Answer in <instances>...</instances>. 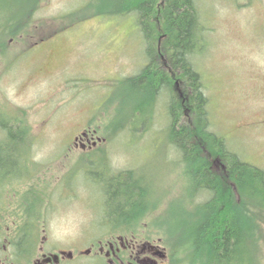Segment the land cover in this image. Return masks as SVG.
<instances>
[{
  "label": "rangeland",
  "instance_id": "obj_1",
  "mask_svg": "<svg viewBox=\"0 0 264 264\" xmlns=\"http://www.w3.org/2000/svg\"><path fill=\"white\" fill-rule=\"evenodd\" d=\"M88 2L42 0L23 35L0 36V124L24 119L31 151L28 179L7 186L0 197V225L19 220L24 210L16 208L31 202L40 210L38 241L43 237L45 248L76 255L106 236L105 216L119 214L106 211L96 179L106 189L121 184L134 194L145 186L149 211L136 223L138 238L166 247L171 264H202L197 257L185 260L191 252L183 243L191 235L185 232L190 217L197 210L204 217L192 207L209 196L192 198L184 164L167 143L165 99L155 104L152 117L141 115L140 96L125 81L145 64L135 19L97 18L84 9ZM16 3L0 0L2 24ZM198 7L207 45L193 61L208 98L210 130L241 160L264 171V0H198ZM84 131H95L103 141L82 150L73 139ZM3 135L0 131V141ZM207 149L202 159L221 180L225 159ZM223 182V198L239 203L233 187ZM248 199L241 208L248 243L240 247V260L229 264H264V209L248 204L264 200L260 194ZM2 229L7 232L1 226L0 239ZM67 264L97 263L85 256Z\"/></svg>",
  "mask_w": 264,
  "mask_h": 264
},
{
  "label": "trees",
  "instance_id": "obj_2",
  "mask_svg": "<svg viewBox=\"0 0 264 264\" xmlns=\"http://www.w3.org/2000/svg\"><path fill=\"white\" fill-rule=\"evenodd\" d=\"M41 3L42 0H17L16 4L11 5L7 10V22L2 24L0 17L1 39L4 40V36L23 35V31L32 23V14L39 9ZM84 9L91 10V15L97 18L134 17L143 41L145 64L138 74L125 81L130 84V91L137 92L140 96L138 110L141 115L149 112L152 117L155 104L165 99L168 124L164 131L168 134L167 143L178 153L184 164V173L193 188L192 198L200 193L209 196L203 204L192 207L193 213L196 208L202 210L204 217L199 216V210L195 215L191 214L189 230L185 231L191 232V235L189 233L183 243L188 246L191 257L187 254L185 260L197 257L202 260V264L239 261L240 247L248 243L247 235L242 231L245 221L241 217V208L245 206L244 200H249V195L253 197L260 194L264 200V171L241 160L229 150L223 137L210 130L208 98L202 77L193 61L203 53L207 45L198 0H89ZM0 52L3 58L1 48ZM175 81H178L184 91L179 89ZM0 131L4 134L0 141V197H5L7 186L12 187L15 181L23 183L29 177L30 130L25 125V120L17 116L7 125L0 124ZM16 131L25 134V137L14 135ZM206 149L225 159L221 166V171L225 174L223 180H217L211 165L202 159ZM97 180L104 196L108 197L104 202L106 211L119 213L109 215V224H134L141 221L149 211V195L145 186L138 187L134 194V189L128 191L129 186L118 184L115 187L112 184L106 189L103 182ZM223 181H228L236 191L239 203L229 201L228 196L223 198L221 189L226 186ZM248 204L264 209L262 204L250 201ZM16 209L24 210V215H20L19 220L3 222L0 227L5 226L6 230L13 227L34 229L33 226L40 220L39 207L33 209L30 202L26 207L19 205ZM127 213H130L129 216H126ZM2 232L4 236L7 234L3 229ZM22 234L25 238L38 237L31 232ZM171 242L178 246L177 241ZM178 248L172 252L175 258Z\"/></svg>",
  "mask_w": 264,
  "mask_h": 264
},
{
  "label": "flooded vegetation",
  "instance_id": "obj_3",
  "mask_svg": "<svg viewBox=\"0 0 264 264\" xmlns=\"http://www.w3.org/2000/svg\"><path fill=\"white\" fill-rule=\"evenodd\" d=\"M0 59H3L1 52ZM95 134V131L81 132L80 136L74 137V145L82 150L95 148L103 141ZM107 199L108 197L105 196V200ZM129 214L127 213L126 216ZM123 217H125L124 214ZM105 219L110 217L105 216ZM33 227L34 229L25 230L13 227L7 230V234L0 239V264H67L85 256L92 257L97 264H171V254L166 247L153 240L138 238L141 233L136 223H130V225L122 223L120 226L115 223L108 224L106 236L88 242V246L78 250L76 255L69 250L56 251L45 248L43 237L40 241L38 237L25 238L22 234L24 232H31L33 236L39 234L40 223L37 222ZM40 232L44 233V229ZM52 256H57L56 261L52 259ZM48 259L49 261L46 262Z\"/></svg>",
  "mask_w": 264,
  "mask_h": 264
},
{
  "label": "water",
  "instance_id": "obj_4",
  "mask_svg": "<svg viewBox=\"0 0 264 264\" xmlns=\"http://www.w3.org/2000/svg\"><path fill=\"white\" fill-rule=\"evenodd\" d=\"M83 136H86L85 134H83ZM52 259L54 260V261H56V259H57V256H52ZM49 261V259L48 260H46V262H48Z\"/></svg>",
  "mask_w": 264,
  "mask_h": 264
},
{
  "label": "bare ground",
  "instance_id": "obj_5",
  "mask_svg": "<svg viewBox=\"0 0 264 264\" xmlns=\"http://www.w3.org/2000/svg\"><path fill=\"white\" fill-rule=\"evenodd\" d=\"M122 173V172H121ZM123 174V173H122Z\"/></svg>",
  "mask_w": 264,
  "mask_h": 264
}]
</instances>
